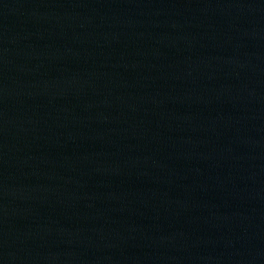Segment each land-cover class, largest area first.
Masks as SVG:
<instances>
[{
	"label": "water",
	"instance_id": "1",
	"mask_svg": "<svg viewBox=\"0 0 264 264\" xmlns=\"http://www.w3.org/2000/svg\"><path fill=\"white\" fill-rule=\"evenodd\" d=\"M0 264H264V0H0Z\"/></svg>",
	"mask_w": 264,
	"mask_h": 264
}]
</instances>
